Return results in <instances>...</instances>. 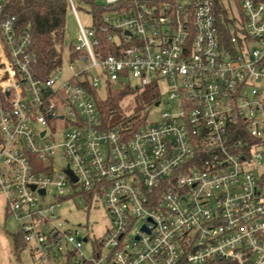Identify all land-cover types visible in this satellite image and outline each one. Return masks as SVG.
Here are the masks:
<instances>
[{"label":"built area","instance_id":"1","mask_svg":"<svg viewBox=\"0 0 264 264\" xmlns=\"http://www.w3.org/2000/svg\"><path fill=\"white\" fill-rule=\"evenodd\" d=\"M102 1V25L91 15L87 29L68 0L71 74L39 78L32 35L0 0V196L23 253L31 264H264V1L241 0L227 42L211 0ZM101 35L112 51H99ZM124 80L167 88L157 122L103 127L86 86ZM98 199L101 238L57 215Z\"/></svg>","mask_w":264,"mask_h":264},{"label":"trees","instance_id":"2","mask_svg":"<svg viewBox=\"0 0 264 264\" xmlns=\"http://www.w3.org/2000/svg\"><path fill=\"white\" fill-rule=\"evenodd\" d=\"M78 9L88 8L97 26L102 25L106 7L95 0H74ZM180 2L186 0H168ZM197 1V0H189ZM214 3L222 29L223 40L228 41L230 25L240 11L241 0H211ZM264 1V0H259ZM10 11L18 18L20 27L28 30L33 38L32 50L35 54V72L39 78H49L63 64L65 51L67 14L70 9L68 0H10ZM103 53L112 51L111 44L103 35L100 36ZM96 98L103 127L134 130L147 122L150 110L155 107L161 96L158 87L147 86L143 91L131 83L123 88L107 83L105 98H100L99 91L86 86ZM127 102V104H125ZM125 104V105H123ZM15 256L26 250L21 232L9 234Z\"/></svg>","mask_w":264,"mask_h":264},{"label":"rangeland","instance_id":"3","mask_svg":"<svg viewBox=\"0 0 264 264\" xmlns=\"http://www.w3.org/2000/svg\"><path fill=\"white\" fill-rule=\"evenodd\" d=\"M98 4H102V0H95ZM88 8H84L83 10L78 9V17L85 28H91L92 26V18L91 14L87 12ZM78 32L79 27L77 23V18L75 13L70 8L67 14V23H66V38L72 44H78ZM71 62L69 61L68 55L63 56V64L61 66V71L63 72V76L65 78L69 77L71 72L69 71V67ZM76 67H79V64L74 63ZM129 84L128 80H124V85L117 84V88H123ZM146 87H141L140 89L143 91ZM167 88L162 86L158 88V92L162 97L163 101L167 99L166 96ZM100 98H105L106 89L102 86L99 89ZM127 104V102L125 103ZM123 104V105H125ZM167 106L163 105L161 107H153L150 110L148 121L150 123H155L159 120V114L162 110H166ZM58 125L60 128L67 129L69 126L66 121H58ZM57 160L63 163L61 159V155L57 156ZM60 167V165H58ZM258 175L264 185V161H263V169L258 172ZM263 194H264V186H263ZM50 200V199H48ZM99 202V199H98ZM95 204V206L86 205L84 201H79L78 204L73 202L72 200H68L63 202L62 207L57 211V215L60 216L63 220L67 219L73 224H82L83 232L88 234L91 239L93 237L101 238L104 236L105 230L107 226H109V219L103 207V204L100 202ZM2 201L0 200V262L2 264H30V261L26 255V253H22L20 255V260L13 254L12 257H7L6 251L9 243L5 240L4 237L9 234L17 233L19 230V226L17 221L10 215H2ZM8 258V259H7ZM9 261V262H8ZM8 262V263H7Z\"/></svg>","mask_w":264,"mask_h":264},{"label":"crops","instance_id":"4","mask_svg":"<svg viewBox=\"0 0 264 264\" xmlns=\"http://www.w3.org/2000/svg\"><path fill=\"white\" fill-rule=\"evenodd\" d=\"M0 200L2 201V211H1V213H2V215H7L6 214V212H5V210H4V203H3V198H2V196H0ZM18 233V232H17ZM5 238V240L9 243V246L7 247V251H6V255H7V257L9 258V257H12L13 258V254L15 255V251L13 250V247H12V243H11V241H10V239H9V236L8 235H6V237H4ZM27 255V254H26ZM28 257V256H27ZM7 258V259H8ZM19 258H20V256H19ZM20 260V259H19ZM30 261V260H29ZM9 262V261H8ZM7 262V263H8ZM10 264H12V262H9ZM0 264H2L1 262H0ZM30 264H31V262H30Z\"/></svg>","mask_w":264,"mask_h":264},{"label":"water","instance_id":"5","mask_svg":"<svg viewBox=\"0 0 264 264\" xmlns=\"http://www.w3.org/2000/svg\"><path fill=\"white\" fill-rule=\"evenodd\" d=\"M67 173L72 177V179H73L74 181H77V178L73 175V173H72L70 170H68ZM34 189H35V188H33V190H34ZM41 193L44 194L45 192H44V191H41Z\"/></svg>","mask_w":264,"mask_h":264}]
</instances>
